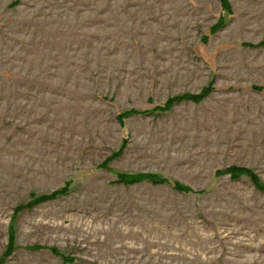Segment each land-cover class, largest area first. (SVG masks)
I'll return each mask as SVG.
<instances>
[{
    "label": "rangeland",
    "instance_id": "374dc122",
    "mask_svg": "<svg viewBox=\"0 0 264 264\" xmlns=\"http://www.w3.org/2000/svg\"><path fill=\"white\" fill-rule=\"evenodd\" d=\"M257 184L264 0H0V264H264Z\"/></svg>",
    "mask_w": 264,
    "mask_h": 264
},
{
    "label": "trees",
    "instance_id": "16d2710c",
    "mask_svg": "<svg viewBox=\"0 0 264 264\" xmlns=\"http://www.w3.org/2000/svg\"><path fill=\"white\" fill-rule=\"evenodd\" d=\"M210 92H211V88L208 87V88L204 89L199 95L180 96V97L170 99L164 104V107L162 109H159V110H161V111L167 110V109L171 108L174 104H177L180 102H185V101H190L192 103H199L204 98H206L210 94ZM226 172L231 174V175H234L233 177H236L239 174H245L248 177H250L252 179V181L256 184V181L254 180L255 176L249 170L238 169V168L233 167V168L227 169ZM140 180H141L140 177L135 178L134 180H129V177H127V176H120L117 180V184L123 185V186H128V185H132V184H137L138 182H140ZM149 182L152 185L163 184V181H158L155 178H149ZM254 186L258 191H264V189L259 187L258 184L254 185ZM172 188L178 193L188 194V193L192 192L190 188L179 186L177 184H173ZM58 194H59V192H55L51 196L50 195L41 196L39 198V200L45 201V200L54 199Z\"/></svg>",
    "mask_w": 264,
    "mask_h": 264
}]
</instances>
